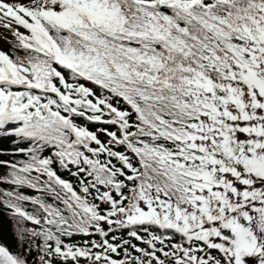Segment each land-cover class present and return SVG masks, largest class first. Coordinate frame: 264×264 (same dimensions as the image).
<instances>
[{
    "label": "snow or ice",
    "instance_id": "6c2138e0",
    "mask_svg": "<svg viewBox=\"0 0 264 264\" xmlns=\"http://www.w3.org/2000/svg\"><path fill=\"white\" fill-rule=\"evenodd\" d=\"M0 264H264V0H0Z\"/></svg>",
    "mask_w": 264,
    "mask_h": 264
}]
</instances>
